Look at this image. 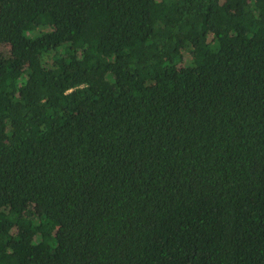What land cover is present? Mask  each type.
Here are the masks:
<instances>
[{
    "label": "trees",
    "instance_id": "obj_1",
    "mask_svg": "<svg viewBox=\"0 0 264 264\" xmlns=\"http://www.w3.org/2000/svg\"><path fill=\"white\" fill-rule=\"evenodd\" d=\"M0 264H264V0H0Z\"/></svg>",
    "mask_w": 264,
    "mask_h": 264
}]
</instances>
